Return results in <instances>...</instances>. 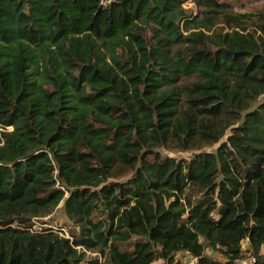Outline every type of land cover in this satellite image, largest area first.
<instances>
[{"label":"trees","instance_id":"16d2710c","mask_svg":"<svg viewBox=\"0 0 264 264\" xmlns=\"http://www.w3.org/2000/svg\"><path fill=\"white\" fill-rule=\"evenodd\" d=\"M226 25L183 0H0V264H264V24ZM197 138L220 145L155 151ZM115 163L133 176L107 183ZM60 204L72 245L30 230Z\"/></svg>","mask_w":264,"mask_h":264},{"label":"rangeland","instance_id":"374dc122","mask_svg":"<svg viewBox=\"0 0 264 264\" xmlns=\"http://www.w3.org/2000/svg\"><path fill=\"white\" fill-rule=\"evenodd\" d=\"M183 8L185 9L190 19H194L197 17L198 21H202L204 17L211 16L214 18V26L212 27V31L227 32L230 30V26L226 25L228 16H237L243 22V26L248 30H252L254 28L259 27L264 24V0H183ZM204 32L206 29H202ZM211 32V31H209ZM145 38L148 40L150 44V33L147 32L145 34ZM182 47H177L179 49ZM194 78L184 79L180 83H187L188 81H192ZM179 83V84H180ZM264 101V95L260 96L253 104L252 108H255L259 103ZM189 109L188 105L184 101H180V111H184ZM197 119L200 117L196 116ZM220 120L223 124L229 123L230 127L226 130L225 135L221 139L220 142L226 141L227 137L231 133V128L235 127L238 123L234 118L223 116ZM211 121V120H208ZM218 122V121H216ZM196 143L194 144L196 147L188 149V150H180L178 148V143L169 140L164 146L158 147L155 151L159 152L161 156H169L175 159H189L195 153L206 151V152H215L219 147L220 142L218 143H206L201 138H197ZM152 156L148 157V160H152ZM134 169L131 166H125L120 163H115L114 167L111 169L109 177L107 179V183L112 182H126L129 178L133 176ZM188 196L191 197L193 201L197 200L200 197V194L196 191H188ZM60 204L51 214L46 217L39 218L38 223L45 224L46 227L44 230L49 229H57V228H65L68 233L77 234L78 228L75 227L70 220L66 217L61 209ZM105 217L104 210H97L94 213L93 218L95 220H102ZM136 240V237H133L130 241L126 243H120L119 246L122 250H132V244ZM243 248H246V242H243ZM206 254L217 261L223 263L225 261L224 256L208 247L206 249ZM180 256V255H179ZM179 256H176L177 260H180ZM152 264H164L162 259L155 260Z\"/></svg>","mask_w":264,"mask_h":264},{"label":"built area","instance_id":"2783aa9c","mask_svg":"<svg viewBox=\"0 0 264 264\" xmlns=\"http://www.w3.org/2000/svg\"><path fill=\"white\" fill-rule=\"evenodd\" d=\"M106 3V2H103ZM58 186V183H57ZM62 188V187H61ZM39 219H33V226L32 228H30V230H34L36 232H40L42 230H44V228L46 227L45 224H40L38 223ZM46 230V229H45ZM57 234H59L60 236L66 238L69 240V243L72 245V236L68 233V231L65 228H57V229H49ZM78 250H82L83 252H85L87 255H95V253H91L89 251H87L85 248H81V247H75ZM180 258V262L181 264H198V258L192 254H190L189 252H183V253H179L177 254ZM176 255V256H177ZM99 259L101 260L100 256ZM234 264H255V258L252 256H244L241 257L239 259H237Z\"/></svg>","mask_w":264,"mask_h":264},{"label":"crops","instance_id":"0c3cea01","mask_svg":"<svg viewBox=\"0 0 264 264\" xmlns=\"http://www.w3.org/2000/svg\"><path fill=\"white\" fill-rule=\"evenodd\" d=\"M245 242H246V247H247V244H248V243H247V241H245Z\"/></svg>","mask_w":264,"mask_h":264}]
</instances>
